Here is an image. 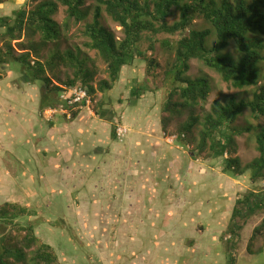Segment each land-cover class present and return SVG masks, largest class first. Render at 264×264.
I'll return each mask as SVG.
<instances>
[{"label":"trees","instance_id":"16d2710c","mask_svg":"<svg viewBox=\"0 0 264 264\" xmlns=\"http://www.w3.org/2000/svg\"><path fill=\"white\" fill-rule=\"evenodd\" d=\"M5 1L0 0V7ZM29 1L33 4L37 0ZM59 5L75 23L90 19L82 32L88 40L84 47L95 53L107 74V79L99 80L95 86V77L99 74L96 62L78 47L63 53L56 51L45 59L41 57L48 45L57 43L61 37V28L53 19ZM175 12L178 18L169 24L168 19ZM103 15L121 28L120 40L101 24ZM196 19L207 27L196 29ZM37 35L39 41L35 42ZM158 35L167 37L157 41ZM210 37L215 38L212 46H208ZM231 42L234 44L232 53L227 51ZM156 44L167 55L163 66L153 57ZM16 48L21 52L15 54ZM263 52L264 0H143L142 3L140 0H44L32 9L25 4L11 15L0 14V80L6 78L11 71L10 64L15 63L20 68L12 73L16 76L15 83L29 87L40 84L39 99L32 103L35 107L32 115L40 122L45 120L46 109L55 108L67 110L70 118L66 121L72 122L82 110L68 108L59 96L75 87L85 89L96 101L92 107L96 116L104 114L106 104L102 99L97 101L96 95L111 91L123 69L143 63V81H130V104L135 105L146 92L162 89L165 100L161 113L167 116L160 121L162 132L167 131V121L181 120L175 132L177 143L185 147L195 144L191 151L195 155L205 154L206 159L221 160V173L229 178L249 173V181L254 186L237 194L226 227L218 237L222 245L230 244L224 252L227 264H234L240 233L255 216L261 219L252 230L247 252H253L254 242L264 241V186H255L264 181V125L247 120L243 125L237 124L246 111L255 122L264 119ZM191 60L215 72L223 83L238 90L240 96L214 101L209 112L199 115L198 107L207 101L211 87L207 78L188 75ZM59 68L70 72L64 81L54 74ZM249 88H255L252 97H242ZM60 116L67 118L65 114ZM48 126L43 122V135ZM115 128L113 124L111 142L117 141ZM244 134L254 139L258 156L242 165L236 156V138ZM27 214L26 207L11 201L0 206V222L9 231L0 238V264H58L55 249L40 242L34 227L16 222ZM11 232H16L15 236ZM227 235L230 238L225 240Z\"/></svg>","mask_w":264,"mask_h":264},{"label":"rangeland","instance_id":"374dc122","mask_svg":"<svg viewBox=\"0 0 264 264\" xmlns=\"http://www.w3.org/2000/svg\"><path fill=\"white\" fill-rule=\"evenodd\" d=\"M42 1L44 0H37L35 3L30 4L29 0H6L0 7V14L11 15L13 10L25 4H27L28 9H32ZM246 1L251 2L252 0ZM140 2L142 3L143 0H140ZM177 18L178 13L175 12L174 16L168 19V23L172 24ZM53 19L61 28V37L57 43L48 45L47 49L42 52V59L47 58L56 51L63 53L66 50H73L78 47L87 58L96 62L99 74L95 77L94 86L99 80L107 79L105 65L96 59L93 51L84 47L88 40L82 32L84 24L89 23L90 19L84 23H75L67 17L65 8L60 5ZM101 24L110 29L117 40L122 38L121 28L111 22L105 15H103ZM194 26L196 29L207 27L200 19L194 21ZM165 37L167 36L158 35L156 40L161 41ZM33 40L38 42L39 36H35ZM214 41L215 38L210 37L208 46H212ZM147 45L148 43L143 48L145 49ZM233 46L234 44L231 42L227 51L232 53ZM16 49H14L15 54L21 52L19 48ZM153 57L161 66L164 65L167 55L160 49L159 44L155 45ZM189 65L188 75L192 78H207L211 87V93L207 101L200 103L198 107L199 115L209 112L214 101L223 102L231 95L240 96L238 90H234L228 84L223 83L215 72L207 69L201 62L191 60ZM261 68L264 72V60L261 63ZM9 70L18 72L20 68L13 63L10 64ZM54 74L61 81L70 76V72L63 68L54 71ZM144 78V64H136L122 70L118 85H116L113 92H107L104 96L100 93L96 95L95 99L97 101L102 99L106 104L104 117L109 114L112 119L111 125L108 123L106 127L100 126L101 137L98 136L100 130H97L93 137L89 128H87V124L84 123L88 119L89 121L96 120L99 122L98 116L94 112L92 115L86 110H83L84 116L80 121L83 124L82 128H87V130L81 129L80 136L77 138L69 134L68 136L69 139L78 141V144L85 145V148L92 149L95 147L96 150L100 148L101 151L109 152L111 159L122 157L125 154L127 158H122L128 159V156L132 155L128 160L133 158L134 161H138V156L135 155L133 150L131 152L127 151L130 150L126 149L125 143L127 140L133 139L138 144L141 143L140 139L149 140L150 142L157 140L162 144L161 147L154 149L157 154L160 153V157L168 155L171 160H175L173 174L172 170H170L169 175L160 172V169L157 170L156 166L160 163H152L151 159L149 164L155 165L154 173H145L146 175L151 174L149 180L153 179L154 174L157 183L156 188L159 190H126V192L129 196L128 202H133L136 197L140 200L144 198L143 203L138 205L139 208L149 207L147 199L156 198L158 200L156 206L159 207L156 208L157 211L163 206V208H169L170 214L166 217L162 214V220L160 221L156 219L150 221L144 217V214H147L145 210L139 217L136 213L138 201L128 203L127 209L123 212L116 211L114 207H109V202L106 205L105 190H80V194H78L79 190H74L77 193L73 196L71 195L72 190H59L62 192L59 198L57 195L59 194L58 190H49L51 185L47 182V179L43 180V185L37 179L39 176H43L38 167V161L33 170L37 177L35 178L37 179L36 183L34 179H31L32 188L28 187V190L23 187L18 190L17 187V190H14V198L9 201L27 208L28 214L16 220V222H20L23 226L32 225L40 242L49 244L55 249L58 264H227L224 259V252L230 244L224 243L222 245L218 241V237L226 227L237 194L245 193L254 186L249 181V173L247 172L238 178H229L221 173V160L206 159L205 154L199 156L192 153L195 144L192 143L193 145L190 144L185 147L183 143H177L176 141L170 143L169 138L175 137L176 129L181 120L172 119L167 121V131L162 132L160 121L163 117H167L161 113L162 104L165 100L162 89L154 93H144L135 103V108L130 109V81L136 79L138 82H142ZM15 82L16 76L8 73L5 79L0 80V90L3 88L5 91L9 90L13 85L19 87L20 85ZM148 83L151 87V82ZM35 87L40 90L38 82ZM254 89H246L242 93V97L251 98ZM19 110L20 108L14 107V111ZM54 117L55 119L59 118L60 114L57 113ZM245 120L252 124L260 123L264 125V119L255 122L250 118L248 111L238 119L237 124L243 125ZM56 124L58 125V120ZM113 124L116 126L122 125L128 130L122 142L116 141L119 144V151H121V154L117 156L111 154V152H114L110 141V130ZM74 133L75 131H73ZM195 138L197 139V137ZM236 140L238 144L236 156L242 165L258 156L254 139H249L248 134L238 136ZM18 144L19 146H31L29 142ZM53 147L50 150L51 154L54 155ZM143 147H147V145L143 144ZM8 152L11 153L5 155L4 163L9 173L16 174L23 167L15 157L20 155V152L16 148L8 150ZM79 155H83L80 150ZM139 155H144L143 160L145 157H150L149 152L143 149ZM38 160L41 161V158L39 157ZM132 164L135 165L136 163L133 162ZM82 166L78 165L83 172L87 171L86 166V169H82ZM109 166L111 167V165ZM69 168L70 170L64 176L68 174L65 180L71 182L72 165ZM75 168L76 166L73 167V169ZM0 169H3L2 164H0ZM130 176L132 175L130 174L129 178ZM59 178L61 177L58 176L57 179L59 180ZM48 180L52 182L56 179ZM258 184L264 186V181L257 182L255 186H258ZM2 189L3 191L0 192V206L8 202L6 200L11 192V190L7 191L4 187ZM114 200V197H112L111 201ZM160 212L158 213L161 214ZM220 214L224 217H220ZM209 215L213 218V221H216L215 223L211 222ZM219 217L220 220H218ZM260 219L258 216L251 218L240 233L235 247L234 264H264L263 239L254 242L252 253L247 252L252 230L259 224ZM8 233V228L6 229L0 222V238ZM15 234L16 232H11V235L15 236ZM229 238L230 236L227 235L225 240Z\"/></svg>","mask_w":264,"mask_h":264},{"label":"crops","instance_id":"0c3cea01","mask_svg":"<svg viewBox=\"0 0 264 264\" xmlns=\"http://www.w3.org/2000/svg\"><path fill=\"white\" fill-rule=\"evenodd\" d=\"M8 73L12 74L13 71H9L7 74ZM118 82L112 88L111 92L115 90ZM35 85H31L30 87L24 84L19 87H14L13 85L9 90L7 89L5 91L4 88L0 90V164H2L3 168L0 169V192L3 191L2 187L7 189V191L11 190L9 198L6 201L14 198V190H17V187L18 190L22 187L26 190H28V187L32 188L31 179H34L35 183L36 180L39 179L40 184L42 185L43 180L47 179V182L51 185L49 186V190H72V196L77 193L74 190H79L78 194L81 193L80 190H105L107 198L106 205L109 202V207H114L115 210H118L119 212L126 210L128 203H135L138 201L136 204L137 215L140 217V215H142L146 210L147 214H144V217L150 221L155 219L160 221L162 220V214H164L165 217L170 214L168 210L169 208H163V206L159 210L161 211V214L158 213L159 211H157V209L159 207L156 206L158 205V200H156V198L147 199L149 207H141V209L138 205L143 203L144 198L140 200V198L136 197L135 202H128L129 196L128 192H126V190H159L156 188L157 183L154 178V174L153 179L149 180L151 174L146 175L145 173H154L155 165L149 164L151 163V159L152 163H160L156 166L157 170L160 169V172L166 173L167 175H169L170 170H172L173 174L175 160H171L168 155L160 157V153L157 154V151L154 150L161 147L162 144H160L157 140H152V142H150L149 140L140 139V144L133 139H130L129 141L127 140L125 143L126 149H130L127 151L131 152V150H133L135 155L138 156V161L132 160L133 158L128 160L132 157V155H129L128 159L122 158H127L125 154H123L122 157L111 159L109 152L101 151L100 148H97L96 150L95 147L92 149L86 147V149L85 145L78 144V141L69 139L68 134L77 138L80 136L81 129L87 130V128H89L93 137L95 136L97 130H100V134H98V136L101 137L102 131L100 126L106 127L108 123L111 125L112 119L109 114L104 117L106 114L105 112V114L98 116L99 122L105 124H101L96 120L89 121L88 119V121L84 122L87 124V128L84 129L82 128L83 124H81L80 121L84 116L83 110L77 114L78 116L72 120V122L66 121L68 118L64 119L62 116L56 119L55 116L51 120H46V118H44L45 120L43 119V122L50 126L47 127V130L43 135V122H40L34 117V115H32V111L35 108L32 106V103L34 101L37 102L39 99V90L35 87ZM14 107L20 108V110L14 111ZM130 107V109L133 110L135 105L131 104ZM104 111L106 110L104 109ZM57 120L58 125L56 124ZM40 128L42 129V132H40ZM73 131H75L74 134ZM25 142H29V145L31 146H19L18 144L20 143L21 145ZM143 144L147 145V147H143ZM118 145L119 144L116 141L111 142V146L113 147L112 151H114L111 152V154H114V156L121 154ZM52 146H54V155L51 154L50 150ZM13 148H16L20 152V155L15 157L17 162L23 166L16 174L9 173L4 163L5 155L11 153L8 152V150ZM142 149L146 150V152L148 151L150 155V157H145L144 160L146 163L143 160L144 155H139ZM79 150L83 152V155H79ZM126 154L128 153L126 152ZM39 157L41 158V161L38 160ZM21 159H23L22 162ZM38 161V167L42 171L44 177L39 176L37 178L36 173L33 171L38 164ZM133 162L136 164L133 165ZM40 163H42V165H40ZM71 165L72 168L70 174H72V181L70 182L65 180L68 174L66 176H64V174L70 170L69 167ZM78 165H84L82 166V169L87 168V171L83 172ZM109 165H111V167ZM74 166H76L75 169H73ZM146 166L147 168H145ZM23 168L25 169L23 170ZM130 174L132 176L129 178ZM58 176L61 177L59 180L57 179ZM48 179L56 180L50 182ZM58 193L59 194L57 195L60 198L62 192L59 191ZM112 197L115 199L113 202L111 201ZM132 206H134V204H132ZM220 217L224 216L220 214ZM220 217L218 220H220ZM211 220L212 223L216 222L213 221V218H211Z\"/></svg>","mask_w":264,"mask_h":264},{"label":"built area","instance_id":"2783aa9c","mask_svg":"<svg viewBox=\"0 0 264 264\" xmlns=\"http://www.w3.org/2000/svg\"><path fill=\"white\" fill-rule=\"evenodd\" d=\"M61 102H64L68 108L72 110H86L89 114H92V107L95 104V100H92L91 96L85 89L82 88H69L59 96ZM65 114L67 118H70V113L63 109H48L45 112L46 120H51L56 114ZM93 115V114H92ZM128 130L122 126L117 125L115 128V137L118 142H122L126 137ZM176 140V137L169 138V142L172 143Z\"/></svg>","mask_w":264,"mask_h":264},{"label":"clouds","instance_id":"9594fccd","mask_svg":"<svg viewBox=\"0 0 264 264\" xmlns=\"http://www.w3.org/2000/svg\"><path fill=\"white\" fill-rule=\"evenodd\" d=\"M48 109H46L45 111H44V114H45V112L47 111ZM44 117H45V115H44Z\"/></svg>","mask_w":264,"mask_h":264}]
</instances>
